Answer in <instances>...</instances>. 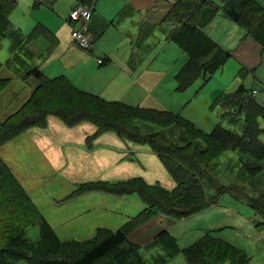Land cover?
<instances>
[{"label":"trees","instance_id":"16d2710c","mask_svg":"<svg viewBox=\"0 0 264 264\" xmlns=\"http://www.w3.org/2000/svg\"><path fill=\"white\" fill-rule=\"evenodd\" d=\"M54 1L34 0L33 6ZM80 1L91 4L93 0ZM15 7L14 0H0V41L10 40V54L0 61V70L6 68L22 79L33 77L37 86L24 103L0 120V146L31 126L45 127L48 115L58 117L66 126L89 121L96 126L91 137L112 131L128 141L147 145L175 185L166 188L158 182L148 183L141 176L82 182L74 193H137L144 207L116 229L99 226L88 239H61L0 157V264H15L21 259L34 264H169L180 250L187 264H248L249 257L241 248L210 231L179 250L176 237L167 229L161 230L144 245L164 251L153 254L150 261L142 257L140 246L128 235L158 215L181 219L199 214L219 203L224 193L236 191L218 184L207 168L221 151L239 150L254 160L245 165L246 169L262 171V163L256 161L264 160V140L260 137L264 127L259 122L264 120V103L256 101L242 84L235 91L220 92L213 98V105L225 108L230 121L240 122L237 132L220 124L205 131L177 112L105 100L78 89L65 76L44 75L26 47L41 35L42 28L24 35L13 27L10 15ZM220 9L264 47V7L259 0H223L221 6L213 0H175L163 23L171 26L168 38L187 55L175 74L177 90L188 88L200 77L208 80L231 57L229 50L204 31ZM238 73L243 77L247 72L240 69ZM10 82V76H0V93ZM206 182L214 187L213 195L207 192ZM246 202L263 218L256 225H263L264 201L248 196ZM33 224L39 226L37 241L23 234L24 228Z\"/></svg>","mask_w":264,"mask_h":264},{"label":"rangeland","instance_id":"374dc122","mask_svg":"<svg viewBox=\"0 0 264 264\" xmlns=\"http://www.w3.org/2000/svg\"><path fill=\"white\" fill-rule=\"evenodd\" d=\"M69 7L66 0H56L53 5L44 2L39 5V12H42L39 17L52 20L55 12H58L65 19L68 18L72 6ZM14 11L16 12V8ZM218 15L223 16L222 10L218 11ZM116 26L120 27L118 24ZM70 28L72 27H68V31ZM169 28L170 25L166 24H162L160 28L156 26L153 29L149 28L140 39L138 48H135V57L138 61L156 55L152 68H159L164 72L158 79L157 86L159 85L161 94L165 97L166 101H163L166 102V107L169 106L168 108L173 109L171 111L180 113L205 131H210L216 124H220L240 132V122L233 123L225 108L218 104L213 105V98L219 91H233L240 83L238 68H234L233 61L230 60L226 63L224 71L219 69L208 80L200 77L188 88L177 90L174 75L186 61L187 55L176 43L165 39ZM109 32L120 34V31L114 28H110L108 34ZM9 54L10 40L3 38L0 41V61L4 62ZM11 73L6 68L0 70V76H11ZM244 84L248 88L251 87L247 82ZM28 87L29 83L25 80L14 78L0 93V120L16 109L18 101L26 95ZM52 118L53 121L45 128L31 129L47 132L54 147L53 142L59 141L60 148L52 157L39 150V146L33 143L35 133L26 131L27 129L0 146V157L10 165L18 182L61 239L84 240L92 237L99 226L110 229L120 227L143 208L137 193L125 195L102 191L74 193L82 182L122 179L109 175L108 166L112 165L110 158H107V164L102 163L103 165L97 168L93 163L94 152L98 160L100 156L97 153L104 151L106 153V150L102 149L106 148L104 144L98 142H105L109 136L116 138L117 135L112 131H105L91 137L95 126L89 121L68 127L58 117ZM259 122L264 127V120L260 119ZM87 136L90 137L86 140ZM260 137L264 140V132ZM210 147L214 148L212 145ZM150 156L153 160L146 161L144 172H154L159 177L158 183L169 187L171 182H174L173 179L159 158L155 154ZM146 157L148 156H143ZM124 159L119 161L130 159L138 168H142L141 159H136L134 155ZM252 159L247 154L232 149L221 151L214 156L213 161L210 160L207 168L217 183L233 187L236 191L224 193L219 200L220 206H211L204 210L205 219L200 217L202 212L194 215L196 217L181 219L170 217L175 221L167 230L176 237L177 249L180 250L199 239L208 227H211L209 230L219 228L211 231L212 234L245 251L249 257L248 264H264V224L256 225L263 221V218L246 202L248 196L264 201V160L256 161L262 163V171L256 173L254 170L249 171L245 166L254 163ZM195 160L201 162L199 158ZM255 167L259 165L255 164ZM160 174H163V177L159 176ZM206 185L210 188L208 183ZM197 220L198 222L193 224ZM23 234L30 241H37L40 237L38 224L25 227ZM158 252L164 253L159 247L146 248L140 245V253L147 261ZM15 264L34 263L21 259ZM169 264H187L181 250L170 259Z\"/></svg>","mask_w":264,"mask_h":264},{"label":"crops","instance_id":"0c3cea01","mask_svg":"<svg viewBox=\"0 0 264 264\" xmlns=\"http://www.w3.org/2000/svg\"><path fill=\"white\" fill-rule=\"evenodd\" d=\"M14 1L16 2V12L14 8L10 15L13 27L18 28L24 35L30 33L36 27L42 28L43 32L41 31V35L31 39L26 47L33 54L34 62L39 65L44 75L48 78L62 75L78 89L98 95L105 100L171 111L172 108L166 107V102L163 101L165 97L161 94L159 85L157 86L158 79L162 77L164 72L159 68H152L156 55H152L149 58L144 57L138 61L135 57V48H138L139 41L145 35L146 30L148 31L149 28L153 29L154 26L160 28L164 24L163 19L175 0H93L91 3L92 17L87 24L92 38V45L89 50L79 47L73 41L71 29L76 26L73 20L69 18L63 19V15H60L58 12H55L52 20L48 18L43 19L39 17L42 14V12H39V5L42 3L38 6H33L34 0ZM213 1L221 6L223 0ZM66 2L71 7L81 1L66 0ZM259 2L264 7V0H259ZM53 3L49 4L47 2L49 5H53ZM116 24L120 25V27L117 28ZM68 27H72L70 31H68ZM110 28H114L118 32L120 31V34H115L114 32H109L108 34ZM204 31L232 54L220 70L224 71L226 63L231 60L233 61L232 65H234V68H238L237 75H239L240 69L247 72L243 77L239 75L241 81L233 91L241 84L246 87L244 83L247 82L251 87L246 88L251 91L255 100L264 103V47L258 44L252 37L246 35L245 30L235 21L224 15L219 16L218 13L212 22L204 28ZM168 36L169 31L165 39L171 41ZM98 59L102 61L100 62ZM10 77L11 81L14 78L22 79L13 76L12 73ZM22 80L29 83V87L26 95L18 101L16 109L28 99L33 89L37 86V80L33 77H27ZM10 113H7L3 118ZM53 116L48 115L46 126L53 121ZM82 123L85 122L82 121L76 125H82ZM32 127L36 126H31L25 130L35 133L33 135V143L39 146V150L42 153L52 157L60 148L59 141H52L55 147L52 146V143H50L51 137L47 132L44 130H31ZM45 127L38 128L42 129ZM117 136L116 138L109 136L105 142H98L99 144H104L106 148L102 149H105L106 153L105 151L97 153L100 156V160H98V157L95 156L96 152H94L95 158L93 159V163L95 167L103 165L102 163L107 164V158H110L112 165L108 166L110 167L109 175L112 174L122 179L141 176L148 183L159 182V177L154 172H144L146 161L148 159L153 160L150 155L154 156V153L150 154L148 152L150 151L149 147L132 143L120 137L122 140ZM89 137L87 136L86 140ZM144 154L148 157L143 158ZM130 155H134L136 159H141L144 163L143 166L141 162L143 169L138 168L130 159L123 162L119 161V159L125 160L124 157ZM8 166L11 169L10 165ZM159 171L161 172V170ZM159 176L163 177V174ZM161 185L172 188L175 182H171V187L164 184ZM209 186L210 188L206 185L207 192L209 195H213L215 189L213 190L210 184ZM211 188L212 190H210ZM214 206H220V202ZM204 212L202 211L203 214L200 217L205 219L206 215ZM174 221L165 215H158L133 230L128 235V238L139 246L145 245L154 239L161 230L167 229ZM197 222L198 220L194 221L193 224ZM207 229L203 234L208 231H216L219 228L209 230L211 227H208Z\"/></svg>","mask_w":264,"mask_h":264},{"label":"built area","instance_id":"2783aa9c","mask_svg":"<svg viewBox=\"0 0 264 264\" xmlns=\"http://www.w3.org/2000/svg\"><path fill=\"white\" fill-rule=\"evenodd\" d=\"M92 16V5L79 2L75 6L71 7L69 12L70 20L76 23V26L72 28L71 36L73 41L81 48L89 50L91 48V36L88 30V22ZM98 61H102L98 59Z\"/></svg>","mask_w":264,"mask_h":264}]
</instances>
